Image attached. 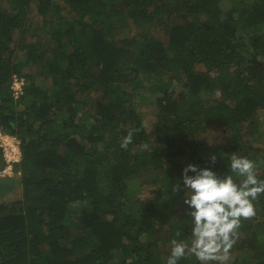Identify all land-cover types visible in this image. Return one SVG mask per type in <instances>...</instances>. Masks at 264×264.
Masks as SVG:
<instances>
[{"label":"trees","instance_id":"16d2710c","mask_svg":"<svg viewBox=\"0 0 264 264\" xmlns=\"http://www.w3.org/2000/svg\"><path fill=\"white\" fill-rule=\"evenodd\" d=\"M221 1L0 2V126L21 140L25 188L24 199L0 203V264H166L167 242L192 232L188 164L225 177L236 154L256 161L264 180V0L227 1L245 9L246 25L233 13L218 24ZM34 4L52 37L29 43ZM161 20L172 22L168 40L153 31ZM14 76L25 79L18 99ZM148 95L161 111L152 130L139 110ZM209 127L227 137L209 145ZM253 204L232 264L252 252L248 264H264V195Z\"/></svg>","mask_w":264,"mask_h":264},{"label":"clouds","instance_id":"9594fccd","mask_svg":"<svg viewBox=\"0 0 264 264\" xmlns=\"http://www.w3.org/2000/svg\"><path fill=\"white\" fill-rule=\"evenodd\" d=\"M216 94L220 95L219 90ZM132 141L133 131H129L121 147L127 149ZM143 147L147 149L148 145ZM216 160L217 156L211 155L210 163L214 165ZM258 166L256 161L233 154L230 172L239 178L238 183L232 174L220 177L211 168L196 164L183 169V188L187 189L183 202L192 209L188 213L192 217V239L190 246L173 239L166 264H178L189 254L200 264H228L241 221L256 215L253 201L264 195V180L258 179ZM190 172L195 175H189ZM172 191H181L179 182L172 185Z\"/></svg>","mask_w":264,"mask_h":264},{"label":"rangeland","instance_id":"374dc122","mask_svg":"<svg viewBox=\"0 0 264 264\" xmlns=\"http://www.w3.org/2000/svg\"><path fill=\"white\" fill-rule=\"evenodd\" d=\"M227 1L228 0H222L221 1V3H220L221 6H219V9L221 11L217 16L214 17V18H217L220 20H215V21L218 22V24L220 21L222 23H225L229 19L230 14L233 13V15H235L236 18H238L240 20L241 24L246 25L245 24V16L246 15L244 13L245 9L242 11H238L237 7L233 6L231 4V2H227ZM0 2L4 6H10L8 0H0ZM63 6H64V4H63ZM206 18H208L209 20L213 19L212 16H210V15H207ZM29 19H30V21H29L28 27H26L24 30V32H25L24 37H25L26 42L33 43L36 40L41 39V38H38L39 36H42L46 41L52 37V29H50V28L44 29V27L42 25L43 17L38 14V11H37L35 4H34V8L32 9V12H31V18H29ZM171 24H172V22L169 20L168 21L161 20L156 24L155 29L153 31H155V32L158 31L160 33V35H163V38L168 40V38H169L168 27ZM35 29H38L40 31H35ZM15 37H16V42H21L22 31L18 30ZM197 69L205 70V67L204 66H198ZM174 75H178V74L174 73ZM14 79H15V76H14L13 81H12V86H13ZM41 86L45 87V82H43V83L41 82ZM150 88H151V86L149 84L143 83L142 87L140 88V92L142 94H147L150 92ZM174 88H176L178 91H180L182 89V85H180V83H175ZM207 94H208L207 95L208 97H211V95H212L211 92H207ZM98 95L99 94L96 92L92 93V95L90 97V101H89L90 107L93 105L94 101L97 100ZM213 96L216 97L219 95L215 94ZM16 99H18V98H16ZM142 104H143V106L142 107L140 106L139 110H141L142 114L144 115V122H145L147 129L152 130L153 126L158 121V116L161 114L160 107L157 103V98L154 95H151L147 99H144L142 101ZM262 115L263 114H259V118L263 121L264 115L263 116ZM223 129L219 130V129H213L212 127H209L207 129V131H205L204 137L206 138L209 145L219 144L224 140L225 137H227V133L224 132ZM255 145L257 147L262 148L263 144L257 142ZM251 153L255 154L257 152L252 151ZM4 167H5V160H4V156H3V151L0 148V203H2V202L6 203V202L14 201V200L24 199L25 188H24V184L22 182V175L24 173L23 169L20 166L19 167L16 166L13 174L9 176L7 174H5V175L3 174ZM131 182H133V181H131ZM73 206H74V204H73ZM191 234H192V232H191ZM239 236L241 237V234H239ZM191 239H192V237L190 236L189 239L178 240V242H183L186 245L190 246ZM171 247H172L171 241L167 242V244L165 245V247L163 249V251L166 255H170ZM240 252H241L240 249H236L235 251H230V260H229L228 264H232L236 260V258L238 257V254H240ZM255 258H257V254H256V252H252L247 258L248 262H245V263L248 264L250 261L256 260ZM240 260H241V258H240Z\"/></svg>","mask_w":264,"mask_h":264},{"label":"built area","instance_id":"2783aa9c","mask_svg":"<svg viewBox=\"0 0 264 264\" xmlns=\"http://www.w3.org/2000/svg\"><path fill=\"white\" fill-rule=\"evenodd\" d=\"M24 86L25 79L15 76L12 89L16 98H19L23 94ZM0 148L3 151L5 160L3 174L10 176L23 159L21 140L17 136L7 133L3 127L0 126Z\"/></svg>","mask_w":264,"mask_h":264}]
</instances>
